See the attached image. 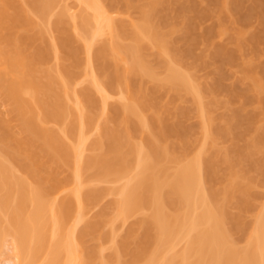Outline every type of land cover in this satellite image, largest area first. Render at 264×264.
<instances>
[{
  "label": "bare ground",
  "instance_id": "obj_1",
  "mask_svg": "<svg viewBox=\"0 0 264 264\" xmlns=\"http://www.w3.org/2000/svg\"><path fill=\"white\" fill-rule=\"evenodd\" d=\"M73 1L0 0V253L11 237L14 264H264V205L232 239L264 177V0Z\"/></svg>",
  "mask_w": 264,
  "mask_h": 264
},
{
  "label": "rangeland",
  "instance_id": "obj_2",
  "mask_svg": "<svg viewBox=\"0 0 264 264\" xmlns=\"http://www.w3.org/2000/svg\"><path fill=\"white\" fill-rule=\"evenodd\" d=\"M63 3H65V4H63ZM63 5L64 6H67V10H66V12L67 11H69V12H67V14L68 13H71V14H73L74 15V13H76V11H78V9H76L77 7L75 6L76 5V3L73 1V0H63ZM61 4V2L59 3V5ZM57 5V4H56ZM54 6V8H53V11H51L52 12V18H56V17H54V16H57V13H60V7H59V5L58 6ZM63 6V7H64ZM66 8V7H65ZM64 8V9H65ZM31 10V9H30ZM30 13H31V11H30ZM32 14V13H31ZM51 14V13H50ZM56 14V15H55ZM71 14H69V15H71ZM34 15V14H33ZM54 15V16H53ZM32 17H35V19H36V17H38V16H32ZM40 17H38V19H39ZM51 18V19H52ZM36 20L37 21V28L39 27V29L40 28H42V26H43V22H41L42 23V25H41V23H40V21L39 20ZM50 19V21H52ZM53 19V20H54ZM34 20V19H33ZM41 20V19H40ZM43 20V19H42ZM35 21V22H36ZM44 21V20H43ZM49 21V22H50ZM34 22V23H35ZM46 23V22H45ZM39 24H40V26H39ZM47 24V23H46ZM212 24V21L211 20H205L204 22H203V27H209L210 25ZM256 23H255V21H252V25L253 26H256L255 25ZM43 28H44V26H43ZM151 60H153V62H155V58H154V56H151ZM264 61V60H263ZM53 62V61H52ZM54 63V62H53ZM49 66V68H50V66H51V68H52V63H50V64H48ZM53 69V68H52ZM159 73H162V70H160L159 69V71H158ZM229 75H227L228 77H226V79H225V84H226V86L228 85H232L233 84V82L235 81L234 79V75L233 74H231L229 71L227 72ZM231 75H233V76H231ZM196 76H197V78L198 79H200L201 81H203V80H205V78L207 77V75H206V72L205 71H202V70H200V71H197V73H196ZM21 80V79H20ZM19 80V81H20ZM232 83V84H231ZM83 84H85V83H83ZM85 87V85H82V84H80V87L78 86V87H76L77 89L78 88H81V87ZM242 88H244V87H242ZM222 100H223V97L221 98ZM192 105H191V102H190V100L188 99V98H186V99H184L182 102H181V107H186V109H190V107H191ZM219 108H220V106H218ZM9 109H10V106L8 105V103L4 100V98H3V96H2V92L0 91V117L1 118H3V119H5V120H8V121H10V119H11V117L9 116ZM191 109H192V107H191ZM218 108H216L215 110H217ZM224 108H223V106H221V108L220 109H218L216 112L217 113H215V114H217V116L219 115V116H221V115H223L224 114V111L225 110H223ZM227 111V110H226ZM227 114V112L225 113V115ZM189 124L190 125H192V126H195L196 124H197V120L194 118V117H191L190 118V120H189ZM10 126H11V129H12V131L13 132H15V133H18L19 132V128H18V125H17V123H15V122H11L10 123ZM47 126V128H49V129H52V130H56L57 129V125H53V124H48V125H46ZM58 130V129H57ZM98 138V134L97 133H94V132H92L91 133V135H89V143L90 142H93V141H95L96 139ZM221 144V143H220ZM217 145H219V144H217ZM225 144L224 143H222L221 145H219L218 146V148H220V147H222V146H224ZM215 147H217V146H215ZM215 147H214V149H215ZM215 150H218L217 148L215 149ZM88 152V151H87ZM91 151H89V153H90ZM86 154H88V153H86ZM0 161H2V157H0ZM171 167H173L174 165L172 164V165H170ZM251 175H252V173H250ZM255 174V173H254ZM250 175L251 177H253L254 179H256V180H258L259 179V182H260V179H261V182H260V185H259V183H258V187H256V188H254L253 190L255 191V193H256V195H257V197L256 198H254L255 200H253V208L248 212V213H245V214H243V215H241V216H243V225L244 226H241V227H244L243 228V231L242 232H239V233H236V234H233L234 236V238H232V239H234L233 241H235L234 243H235V245L236 246H245V243H246V239H247V237L249 236V234H250V232H251V228L252 227H254L253 225H255L256 223H255V220H256V215L259 213L258 211H260L261 209V207L264 205V177L262 176H260V177H257V176H259L258 174H256V175ZM61 176H60V178H67V176H69V171L68 170H64V171H62V174H60ZM249 176V177H250ZM252 179V178H251ZM255 181V180H254ZM256 182V181H255ZM257 183V182H256ZM255 183V184H256ZM122 184H124V182H123V180H120V181H118V182H114V183H102V184H99V185H97L98 186V188L99 189H102L103 188V190L104 189H106V191L107 190H110V192H111V190L112 189H115L116 187H121V185ZM257 185V184H256ZM67 188V187H66ZM253 191V192H254ZM110 192H109V194H110ZM114 192V191H113ZM112 192V193H113ZM111 193V194H112ZM108 194V195H109ZM66 195V191H62V192H60L59 194H58V197H63V196H65ZM50 198H52V197H50ZM117 199H118V197H117ZM114 200H116V196H106L105 197V199H103L97 206H95V207H92L91 209H90V211H89V213L87 214V216H86V218L87 219H91L92 217H94L95 215H97L101 210H106V208H108V205H109V203H113L114 202ZM113 201V202H112ZM110 208H108L107 210L108 211H111V210H109ZM260 209V210H259ZM238 212V214L240 213L239 211H237ZM110 213V212H109ZM231 213H233V215H237L236 214V208L235 207H232L231 208ZM244 213V212H243ZM144 216V217H143ZM147 216V213L146 212H144V215H143V212H142V214H138V215H136L135 216V218H131V219H129V220H127L126 222V224H124L123 226L121 225L120 227H117L116 228V235H118V238H121V236L123 235L124 236V234L126 233V231L130 228V224L132 225V226H134L132 223H134L135 221H139V219H141V220H143V218H145ZM238 216V215H237ZM134 217V216H133ZM143 217V218H142ZM242 219V218H241ZM138 221H137V223H138ZM240 224H242V221H241V223ZM116 226H119V223L118 224H116ZM131 226V227H132ZM127 227H128V229H127ZM120 236V237H119ZM6 241L4 242V245H3V250H1L2 251V253H0L1 255H0V264H14L15 263V261H16V258H15V256H14V248H13V239L11 238V237H7L6 239H5ZM89 245H92L93 244V242L91 243V242H89L88 243ZM183 246H184V244H183ZM182 243H181V245L179 244L173 251L176 253H180V251H182ZM104 248H105V251H104V255L106 256V257H108L109 256V254H111L110 253V251L111 250H108V247H107V244H104ZM184 248H185V246H184ZM173 253V252H172Z\"/></svg>",
  "mask_w": 264,
  "mask_h": 264
}]
</instances>
